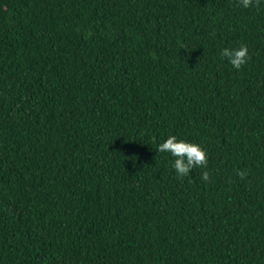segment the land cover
<instances>
[{
    "label": "trees",
    "instance_id": "1",
    "mask_svg": "<svg viewBox=\"0 0 264 264\" xmlns=\"http://www.w3.org/2000/svg\"><path fill=\"white\" fill-rule=\"evenodd\" d=\"M0 264H264V0H0Z\"/></svg>",
    "mask_w": 264,
    "mask_h": 264
},
{
    "label": "clouds",
    "instance_id": "2",
    "mask_svg": "<svg viewBox=\"0 0 264 264\" xmlns=\"http://www.w3.org/2000/svg\"><path fill=\"white\" fill-rule=\"evenodd\" d=\"M245 8L249 7L252 0H241ZM221 56L226 58L230 65L240 70L247 62V48L241 46L239 48H223ZM158 153L168 154L170 156L169 166L175 172L177 177L191 175L196 168L206 167L207 156L200 145L189 142L185 139H179L176 135H169L157 145ZM208 173L202 174L204 181L208 180Z\"/></svg>",
    "mask_w": 264,
    "mask_h": 264
}]
</instances>
